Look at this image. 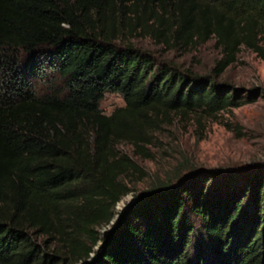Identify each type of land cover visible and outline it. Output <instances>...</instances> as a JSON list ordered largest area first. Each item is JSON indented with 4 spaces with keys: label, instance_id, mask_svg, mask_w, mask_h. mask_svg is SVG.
<instances>
[{
    "label": "trees",
    "instance_id": "1",
    "mask_svg": "<svg viewBox=\"0 0 264 264\" xmlns=\"http://www.w3.org/2000/svg\"><path fill=\"white\" fill-rule=\"evenodd\" d=\"M135 37L222 58L196 75ZM240 47L264 63V0H0V264H264L263 165L189 170L115 212L145 176L118 143L151 158L170 114L255 101L218 80Z\"/></svg>",
    "mask_w": 264,
    "mask_h": 264
},
{
    "label": "rangeland",
    "instance_id": "2",
    "mask_svg": "<svg viewBox=\"0 0 264 264\" xmlns=\"http://www.w3.org/2000/svg\"><path fill=\"white\" fill-rule=\"evenodd\" d=\"M128 43L153 54L158 61L196 75L210 74L222 58L214 39L186 48L166 47L149 37L129 38ZM218 80L238 88L242 96L256 89L255 101L213 117L190 114L180 118L170 114L152 134L150 143L143 145L151 158L141 157L130 144L118 143L116 150L136 163L145 176L124 178L130 192L117 204L115 212L140 192L170 183L189 170L226 171L264 166V63L254 53L240 47L234 62L225 68ZM122 106L120 95L115 93H106L99 105L104 115Z\"/></svg>",
    "mask_w": 264,
    "mask_h": 264
},
{
    "label": "water",
    "instance_id": "3",
    "mask_svg": "<svg viewBox=\"0 0 264 264\" xmlns=\"http://www.w3.org/2000/svg\"><path fill=\"white\" fill-rule=\"evenodd\" d=\"M115 218H117V217H115ZM110 224H112V223H110Z\"/></svg>",
    "mask_w": 264,
    "mask_h": 264
}]
</instances>
